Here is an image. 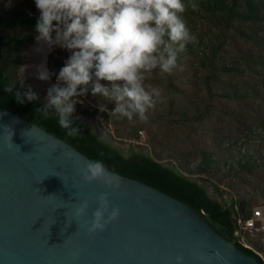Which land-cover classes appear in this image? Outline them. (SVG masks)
<instances>
[{"label":"trees","instance_id":"obj_1","mask_svg":"<svg viewBox=\"0 0 264 264\" xmlns=\"http://www.w3.org/2000/svg\"><path fill=\"white\" fill-rule=\"evenodd\" d=\"M182 3L185 11L180 15L196 41L178 53L171 74L157 68L147 75L145 86L158 87L162 100L148 110L146 120L114 115L115 104L90 91L78 97L92 110L77 103L74 117L103 116L111 126L109 136L127 141V146L110 142L80 118L73 122L80 134L68 136L55 113L45 118L37 110L45 102L37 93L35 102H17L15 93L29 88L18 76L19 50L36 34L40 13L34 0H7L0 9V25L12 30L0 31V108L41 126L111 170L185 200L262 264L254 251L234 239L233 231L235 216H247L254 203L262 204L264 214V0ZM22 24L26 35L16 28ZM69 55L58 46L50 50L47 66L55 83ZM12 85L13 91L6 92ZM204 181L213 186L215 196Z\"/></svg>","mask_w":264,"mask_h":264},{"label":"water","instance_id":"obj_2","mask_svg":"<svg viewBox=\"0 0 264 264\" xmlns=\"http://www.w3.org/2000/svg\"><path fill=\"white\" fill-rule=\"evenodd\" d=\"M36 35L19 50L18 76L45 100L55 82L36 78L45 60L48 69L50 52ZM90 161L62 138L0 108V264H259L181 198L107 167L118 188L86 183L78 170ZM100 193H108L109 212L118 208L119 216L104 231L89 232ZM83 202L88 207L77 216Z\"/></svg>","mask_w":264,"mask_h":264},{"label":"clouds","instance_id":"obj_3","mask_svg":"<svg viewBox=\"0 0 264 264\" xmlns=\"http://www.w3.org/2000/svg\"><path fill=\"white\" fill-rule=\"evenodd\" d=\"M34 2L40 13L35 24L36 41L49 50L58 46L70 53L37 110L45 118L55 113L68 136L80 134L79 128L73 127L79 117L73 114L75 105L82 103L78 97L89 91L114 103V115L129 121L134 117L146 120L148 110L162 100L158 87L145 86L147 75L157 68L171 74L177 67L178 53L196 41L180 15L185 11L182 0ZM52 75L46 60L37 66L38 80L48 81ZM13 87L5 91L11 93ZM15 98L20 104L39 99L30 87L16 92ZM78 173L86 183L100 181L111 188L119 187L118 178L100 160L86 163ZM96 199L98 207L92 213L89 232L104 231L119 216L118 208L109 212L108 193H100ZM87 207V202L81 203L76 215H83ZM176 259L179 262L182 258Z\"/></svg>","mask_w":264,"mask_h":264},{"label":"built area","instance_id":"obj_4","mask_svg":"<svg viewBox=\"0 0 264 264\" xmlns=\"http://www.w3.org/2000/svg\"><path fill=\"white\" fill-rule=\"evenodd\" d=\"M235 222L234 239L254 251L264 264V214L261 207H252L244 217L236 215Z\"/></svg>","mask_w":264,"mask_h":264},{"label":"rangeland","instance_id":"obj_5","mask_svg":"<svg viewBox=\"0 0 264 264\" xmlns=\"http://www.w3.org/2000/svg\"><path fill=\"white\" fill-rule=\"evenodd\" d=\"M7 3V0L6 1H2L0 0V9H1V6H4L5 4ZM3 30H6L5 27L3 26H0V31H3ZM81 107H85L87 108V110H92V105L88 104V103H85V102H82V105ZM80 107V108H81ZM78 117L80 119H84V120H88L92 126H94V128L98 131V132H101L102 134H105L107 135L108 137H110L111 139L115 140L116 143L119 145V146H127V141H125L124 143L123 142H120L118 140L117 137H111L109 136L108 132L111 131V126H110V123H109V120L104 118L103 116L101 117H98L96 114H88V115H82V114H78ZM130 143V142H129ZM145 150V149H144ZM203 184L206 186V189H207V192L211 195V196H215L216 193L214 192V189H213V186L207 182V181H204ZM254 206H259V207H262V204H256L254 203ZM253 206V207H254ZM262 209V208H261Z\"/></svg>","mask_w":264,"mask_h":264},{"label":"flooded vegetation","instance_id":"obj_6","mask_svg":"<svg viewBox=\"0 0 264 264\" xmlns=\"http://www.w3.org/2000/svg\"><path fill=\"white\" fill-rule=\"evenodd\" d=\"M1 11V10H0ZM0 26H2V25H0ZM4 27V26H3ZM7 30H3L4 32H11L12 30L11 29H9V28H7V27H5ZM17 29H19V31L21 32V33H23V34H27V32H28V30H24L23 29V24L21 25V26H18V27H16Z\"/></svg>","mask_w":264,"mask_h":264},{"label":"bare ground","instance_id":"obj_7","mask_svg":"<svg viewBox=\"0 0 264 264\" xmlns=\"http://www.w3.org/2000/svg\"><path fill=\"white\" fill-rule=\"evenodd\" d=\"M41 46H42V45H41ZM39 47H40V45H39ZM27 73H28V72H27ZM28 75H29V74H28ZM44 88H45V87H44ZM48 88H49V87H48ZM48 88H46V91H45L46 93H47V89H48Z\"/></svg>","mask_w":264,"mask_h":264}]
</instances>
